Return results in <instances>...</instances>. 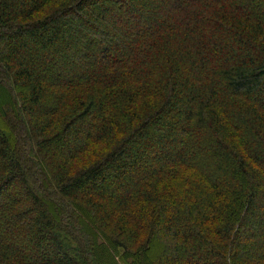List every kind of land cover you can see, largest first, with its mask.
<instances>
[{
  "label": "trees",
  "instance_id": "trees-1",
  "mask_svg": "<svg viewBox=\"0 0 264 264\" xmlns=\"http://www.w3.org/2000/svg\"><path fill=\"white\" fill-rule=\"evenodd\" d=\"M0 117V264H264V0H0Z\"/></svg>",
  "mask_w": 264,
  "mask_h": 264
},
{
  "label": "rangeland",
  "instance_id": "rangeland-1",
  "mask_svg": "<svg viewBox=\"0 0 264 264\" xmlns=\"http://www.w3.org/2000/svg\"><path fill=\"white\" fill-rule=\"evenodd\" d=\"M179 106H180L181 108H183V107H184V104H179ZM167 120H168V119H167ZM180 121H181V119H180ZM0 124H3V123H2V119H1V117H0ZM154 144H155L154 147L157 148L158 144H157V143H154ZM170 144H171V143H170ZM173 145H176V143L173 142ZM147 153H148V151H146L145 155H146ZM144 158H145V157H144ZM153 253H154V255H159L160 251H159V249L157 248V250L153 251Z\"/></svg>",
  "mask_w": 264,
  "mask_h": 264
}]
</instances>
